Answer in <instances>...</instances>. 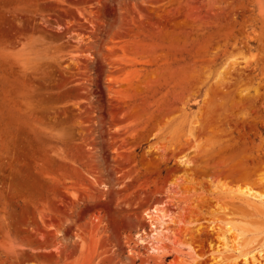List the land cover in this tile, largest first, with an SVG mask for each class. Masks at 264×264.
Listing matches in <instances>:
<instances>
[{
  "label": "rangeland",
  "instance_id": "374dc122",
  "mask_svg": "<svg viewBox=\"0 0 264 264\" xmlns=\"http://www.w3.org/2000/svg\"><path fill=\"white\" fill-rule=\"evenodd\" d=\"M247 187L264 0H0V264H231L227 224L264 262ZM158 204L177 226L154 255L137 236Z\"/></svg>",
  "mask_w": 264,
  "mask_h": 264
},
{
  "label": "bare ground",
  "instance_id": "6f19581e",
  "mask_svg": "<svg viewBox=\"0 0 264 264\" xmlns=\"http://www.w3.org/2000/svg\"><path fill=\"white\" fill-rule=\"evenodd\" d=\"M238 193L241 195L240 200L248 206L253 208L257 206L264 208V190L256 191L250 187H247ZM163 205L158 204L145 212V215L150 221V233L143 232L137 236L140 243L149 244L151 246V252L154 255H161L167 249L166 242L171 241L172 237L176 236V221L174 220L176 217H173L170 211L165 209L166 206ZM237 229H239L238 225L234 226L227 224L224 231L222 229L218 230L217 233L221 235L219 238L224 241V245L223 250H221L222 252L220 250L217 251L218 257L215 259L216 262L222 263L224 259H226L231 264H239L240 261H242L243 264H264V262L255 258V254H251L253 251H255V249L243 253L238 249H232V247L228 245L229 235H231ZM243 233L244 232L242 231L240 235H243ZM252 243L253 242L250 240L246 246H249ZM258 253L260 254V257H263L262 259L264 260V244L258 248Z\"/></svg>",
  "mask_w": 264,
  "mask_h": 264
}]
</instances>
